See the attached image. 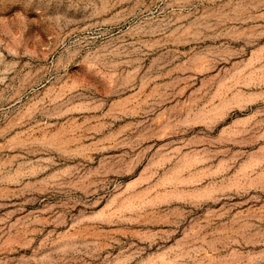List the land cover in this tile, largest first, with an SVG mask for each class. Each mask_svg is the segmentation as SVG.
I'll use <instances>...</instances> for the list:
<instances>
[{
	"label": "rangeland",
	"instance_id": "obj_1",
	"mask_svg": "<svg viewBox=\"0 0 264 264\" xmlns=\"http://www.w3.org/2000/svg\"><path fill=\"white\" fill-rule=\"evenodd\" d=\"M176 1L0 0V264H264V0Z\"/></svg>",
	"mask_w": 264,
	"mask_h": 264
},
{
	"label": "bare ground",
	"instance_id": "obj_2",
	"mask_svg": "<svg viewBox=\"0 0 264 264\" xmlns=\"http://www.w3.org/2000/svg\"><path fill=\"white\" fill-rule=\"evenodd\" d=\"M196 0H181V1H176L177 3H175V5L179 6V7H182V8H186L190 5H192ZM215 1V0H214ZM217 2V1H216ZM174 6V5H173ZM196 6V5H195ZM189 11V10H188ZM191 12V11H190ZM192 13V12H191ZM189 15V14H188ZM187 14H183V13H180L178 15L179 19H185L187 18L188 16ZM189 17V16H188ZM188 19V18H187ZM39 84V83H38ZM16 123L15 121H10L8 123L7 126L3 127L1 130H0V139L5 135H7L14 127H15Z\"/></svg>",
	"mask_w": 264,
	"mask_h": 264
}]
</instances>
